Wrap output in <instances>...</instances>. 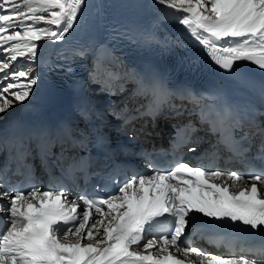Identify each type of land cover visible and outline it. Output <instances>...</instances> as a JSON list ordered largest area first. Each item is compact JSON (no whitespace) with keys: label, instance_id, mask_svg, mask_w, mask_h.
Masks as SVG:
<instances>
[{"label":"snow or ice","instance_id":"snow-or-ice-1","mask_svg":"<svg viewBox=\"0 0 264 264\" xmlns=\"http://www.w3.org/2000/svg\"><path fill=\"white\" fill-rule=\"evenodd\" d=\"M156 3L183 14L179 23L211 64L230 78L240 77L242 62L264 70V0ZM87 8L88 0H0V119L15 105L31 104L40 90L35 66L41 49L45 43L65 41L84 22ZM107 86L112 87L111 83ZM160 87L158 82L148 85L141 80L133 96ZM178 95L197 106L202 99L192 92ZM169 108L168 114L174 117L185 110L183 105ZM250 111L247 121L229 106L199 112L201 124L219 133L217 143L224 144L230 158L248 167L246 174L203 163L193 165L174 152L164 164L149 153L145 159L152 169L150 175L134 173L122 183L118 176L111 177L110 183L119 187L108 197L86 190L73 195L65 184L46 191L32 184L25 191L0 181V201L8 205L0 203L7 224L0 232V264H197L187 259L192 256L199 264H264V242L217 241L208 235L238 225L264 235V191L260 187L264 186V110ZM159 114L151 104L147 110L125 105L118 118L127 126L146 116L154 120ZM198 131L192 121L179 125L173 143L196 153L201 141ZM257 139L256 153L250 155ZM214 154L219 158L218 152ZM28 155L30 150L25 148L18 158L23 161ZM79 170L88 174L86 166ZM196 236L209 239L216 247L223 244L224 253L210 254L190 246V237ZM137 248L149 250L148 254ZM151 249L167 254L154 256Z\"/></svg>","mask_w":264,"mask_h":264},{"label":"bare ground","instance_id":"bare-ground-1","mask_svg":"<svg viewBox=\"0 0 264 264\" xmlns=\"http://www.w3.org/2000/svg\"><path fill=\"white\" fill-rule=\"evenodd\" d=\"M89 5L85 13L84 22L76 28L79 31L84 30L82 33V38H84L91 30H94V36H97V29L99 24H101L100 19H98L97 11L100 14L105 13L109 15L107 26L112 32H123L127 27L124 26L125 18L135 22L136 29L133 33L132 40L136 43L137 49L144 45V16L143 12L146 11V6L149 9L153 8V3L150 0H88ZM99 7V8H98ZM98 8V9H97ZM97 9V10H96ZM124 15V16H123ZM73 31L70 35L66 37V40L59 43L58 49L63 48V51H67L71 46L75 45V39L79 35V31ZM57 43V42H56ZM55 43V44H56ZM242 66L256 67L248 62H242ZM235 81V79H232ZM48 82V79L44 77L40 81V89H43ZM39 99V92L35 94L32 99L33 103L35 100ZM19 107H26L23 105H17ZM4 205L7 201H0Z\"/></svg>","mask_w":264,"mask_h":264}]
</instances>
